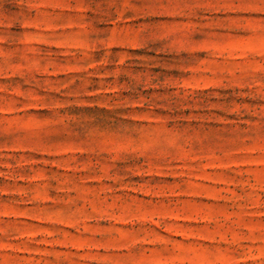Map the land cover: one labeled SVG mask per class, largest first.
I'll list each match as a JSON object with an SVG mask.
<instances>
[{
	"label": "rangeland",
	"instance_id": "374dc122",
	"mask_svg": "<svg viewBox=\"0 0 264 264\" xmlns=\"http://www.w3.org/2000/svg\"><path fill=\"white\" fill-rule=\"evenodd\" d=\"M0 264H264V0H0Z\"/></svg>",
	"mask_w": 264,
	"mask_h": 264
}]
</instances>
